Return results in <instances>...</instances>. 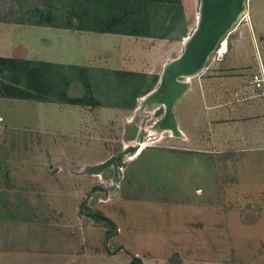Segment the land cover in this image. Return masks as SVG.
I'll return each instance as SVG.
<instances>
[{"label":"rangeland","instance_id":"1","mask_svg":"<svg viewBox=\"0 0 264 264\" xmlns=\"http://www.w3.org/2000/svg\"><path fill=\"white\" fill-rule=\"evenodd\" d=\"M181 2L184 31L178 33L179 30H177L174 35L178 34L179 36L176 39L151 38L155 44L154 48L147 47L149 51L147 62L153 65L151 70L158 77L165 59H174L181 53L183 39L191 35L196 27L199 0H181ZM47 3L49 2H40L39 0H27V2L2 0L0 2L2 8L10 5V8L5 10H10L12 13L8 12L7 15H2L7 19L27 16L24 14L30 13L33 8L41 9ZM64 15H58L57 20L67 21ZM249 19L250 17L246 18L244 15L237 20L234 29L225 37L227 48L224 54L220 56L217 53L218 50H215L208 58L204 70L190 79L193 88L197 90L194 97L198 106L195 109H202L200 104L204 102L203 93L210 86L215 91H227V94H224L226 96L236 89V84L239 85L242 81V85L247 90L251 91L253 88L254 91L261 92V88L255 82H251L255 74L260 76V69L254 71L252 65L254 62L256 63V60H264V49L260 46L259 53L254 49L252 52L251 35L241 32ZM114 40L100 43L98 46V41L94 38L87 51L91 54L100 53L102 55L104 52L108 55L111 50V59L118 60L116 65H118L121 56L125 59L123 66L128 69L143 67L142 59H145L146 55L139 41H126L122 46L118 43V39ZM112 46H118V48L113 49ZM102 48H104L103 51ZM107 49L108 51H106ZM120 64L122 65L123 61ZM249 66H251L250 69ZM96 72L95 81L91 82L94 83L92 90L97 87V80H100V88L103 86L107 90L109 86L107 83L102 85V80L108 79L111 73H101L100 70ZM152 78L151 75L146 82L135 79L129 82L118 75H114V78L110 76L111 80L114 79L115 94L126 92L128 99L132 93L130 85L135 86V89L138 87L137 84L144 85L151 82ZM239 78L240 80H238ZM157 81L152 88L157 85ZM122 82L125 83L123 86L120 84ZM74 88L75 85L73 94L76 93ZM128 92L129 95H127ZM115 94L111 92L108 96L101 95V98L117 99ZM259 103L261 109L258 110L264 113V101L260 100ZM138 108L137 104L136 111L128 113V117L134 119L133 123L127 124L124 132L120 131V126L123 128L122 122L117 129L113 125L108 126L107 128H110L111 132L107 133L106 139H103V135L101 141L82 140L79 143L78 140L77 149L74 148L67 152L65 146L61 147L60 141L64 140L61 132H53L46 136L34 134L37 137L35 142L40 139L43 141L46 138L45 149H42V142L33 143L26 132H17L12 129L0 130V158L48 156L54 159H65L68 156L80 163L96 161L104 155V152L115 155L122 150L125 151L120 157L121 167L111 165L105 169L101 176L74 175L70 177L62 173L57 185H62L59 188H62L64 197H54V189L51 190V188L57 187L56 177L45 178L47 173L44 175L43 172H34V178L30 176L28 190L31 194H36V196H32L36 202L39 200V195L46 194L44 196L47 198L46 201L52 205L51 223L47 226L49 220L47 216L44 226V222H41L44 215H41L37 217L38 222L33 227L34 229L27 226L23 228L20 224L16 227H12L10 224L6 225L7 228L3 226L0 229V247H2V242L10 243L9 240L12 237H28L35 244L30 245V249H37V251L43 249L46 252L60 255V252L56 251L65 248L73 249L76 246L78 248L80 247L78 240L80 237H84L89 242L91 241L90 244L87 242L88 248H93L98 252L102 250L106 253L118 250L120 256L110 258L95 253L84 254L78 256L76 262H70L69 255H67L59 260L53 259L47 264H125L126 257L134 255L135 252L151 255L145 264H264V164L252 165V156L247 155L241 151L240 147L236 146L235 115L218 116L217 123L215 122L216 126L211 128L208 125L203 128L201 123L194 125L197 130L193 129L194 133L189 134L190 139H185L182 136L178 138L170 131H164L159 137H156V134L150 135L148 129L163 114L162 107L155 106L143 111H139ZM8 116L12 122L16 121L14 124H19L15 115L14 117ZM198 117L199 121L202 120V112ZM180 118L189 127L192 126L191 117L183 115ZM225 124H228L230 128L228 131L219 129L220 125L222 128L226 127ZM133 126L137 127V131L131 134ZM246 136L249 138L248 133ZM140 139L142 143H145L137 156L143 153L136 158L128 150L135 147L137 143H141ZM238 139H241V133ZM128 140L130 145L125 149L116 146L105 150L104 142L109 143L110 141L121 146L124 141ZM49 142L52 143L49 144ZM171 146L176 148L174 149L176 152H186L184 149H187L190 156L195 157V164L190 161L188 164L184 162L185 165L183 162L176 164V161L170 159L176 156H172L171 151H165L172 150ZM238 146L240 145L238 144ZM150 147L164 149L159 153L156 149H149ZM207 158L211 159V165ZM133 159L134 161L130 162ZM175 159L177 160V158ZM258 161L260 160L257 158L255 162ZM65 167L66 170H82V167L79 168L77 165L68 164L62 169ZM48 168L54 172L55 168H59V166L51 164ZM178 168L180 169L178 170ZM13 182L16 186L23 185V182L18 181V178ZM92 182L95 185L90 187ZM161 184L167 187L164 190L161 188L156 191V187ZM178 185L182 189L181 193L173 191ZM118 188H121L118 190L119 194L114 196ZM196 189H201L200 195L196 193ZM185 190L189 192L188 196L183 195ZM12 199L6 194L0 195V200L9 201ZM21 199L18 197L19 201ZM158 199L161 203L157 204ZM14 201V212L17 216L26 212L30 214V207L24 209L26 208L23 205L25 203H20L18 207L16 197H14ZM171 201L176 203L173 204ZM188 201L193 203L194 207L189 205ZM36 202L33 211L39 212L45 208L41 205V201L40 203ZM55 206L60 207L53 209ZM4 210L9 216L0 213V219L13 218V210L10 206L4 207ZM82 212L83 214L103 213L110 222H107L110 229L107 230L106 224L101 222H95L91 226L87 219L77 220L76 216ZM58 213L60 216L56 217ZM15 221L18 222V220ZM64 223H67L66 226L69 225V228L63 227ZM114 223L121 227L118 235L115 234ZM44 238L48 242L47 244H44ZM66 238L75 240L72 244H64L59 241ZM3 247L6 245L4 244ZM7 247H10V244ZM42 253L43 251L35 256ZM9 255L11 256V253ZM42 259L39 257V260Z\"/></svg>","mask_w":264,"mask_h":264},{"label":"crops","instance_id":"2","mask_svg":"<svg viewBox=\"0 0 264 264\" xmlns=\"http://www.w3.org/2000/svg\"><path fill=\"white\" fill-rule=\"evenodd\" d=\"M247 4L249 10L248 17H250V19L247 20L248 22L245 23L246 27H244V30H242L241 32H246L248 35H251V38L253 40V45L251 46L252 52L254 49L257 53H259L260 46L264 49V0H249ZM30 20L33 19L29 15L18 19H13L12 21L0 20V58H12L26 62L28 68H33L35 66L34 63H39L42 68H45L46 64H48L55 65L56 67L63 68L64 70H78V73L80 75L82 74V79L76 78L74 83L70 84L67 89V98L69 97L71 99H85L82 102L74 103L60 99L55 100L44 97H20L7 95L3 86L6 82L11 81L10 78L5 75V72H3V70H0V130L12 129L13 131L16 130L17 132H26L29 135L28 138L33 140V143L42 142V149H45V142L47 141L46 138H44L43 141H41L40 139L38 140V142H35L37 137L34 134L46 136L48 134L51 135L53 132H61V136L62 139H64V142L60 141V143H62L61 147L65 146L66 152L71 151V149L74 148L77 149L78 140L79 143L82 140L93 142L101 141L100 139L103 135V139H106L105 136L108 135L107 133L109 131L111 132V130H109L110 128H107L108 126L111 127L113 125V127H116L117 129L122 122L123 128L120 126V131L124 132L127 124L133 123V118H129L128 113L134 110L136 111L137 104L139 106L140 102H138V100H141L145 96V94L153 88L149 87V84L151 82H147L144 85L137 84L138 87L135 89V86L133 87V85H130L132 93L131 96H128V99L126 98V92L118 93V95L115 94V86L113 87L114 79L111 80L110 76L114 78V75H118L119 77L123 78L124 80H128L129 82L134 79L139 81L145 80L146 82L147 78L151 75L153 77L157 75L153 74V71L151 70V67H153V65H150L149 62H147V56L149 54L147 47L149 46L154 48L155 44L153 40L146 37H136L116 33L98 32L68 27H57L46 24L40 25L32 23L30 22ZM94 38L98 41V46L100 45V43H107V41L114 39H118V43L122 46L126 41H139V43H141L140 46L142 47L146 55V58L142 59V62L144 63L143 67H140V69H128L126 66H123L125 63V59H123L121 56L118 65H116L118 60L111 59V50H109L108 55L104 52L102 55L100 53H89L87 51V48L92 45V40H94ZM112 48H118V46H112ZM95 50L97 52H100V50ZM103 50L104 48H102V51ZM106 51H108V49ZM169 60L171 59H165V61L161 65V68ZM121 61H123L122 65L120 64ZM252 66L255 69L254 71H258L260 69L259 73L261 71H263L264 73L263 59H259V61L256 60V63L254 62ZM250 68L251 66H249V69ZM97 70H100L101 73L103 72L105 74L111 73L108 79L105 78L104 80H102V85L107 83V86H109V88H107L106 90L103 88V86L102 88H100V85H97L95 90H92V87L94 86V84H92V87H90L89 90H86L81 82L89 79L95 80L94 76L97 75ZM84 76H88L87 79L84 78ZM238 80H240V78ZM96 83L98 84V82ZM120 84L123 86L125 83L122 82ZM242 84V81L239 85L236 84V89L226 96L224 94H227V91H215L212 86H210L209 89H205L203 93L204 104H200V108L202 109L197 110L195 108H197L198 105L194 97V94L197 93V90L193 88L190 82L189 87L183 92V94L177 99L174 104L173 110L177 120V125L179 130L182 132V137L188 139L189 134H191V132L194 133L193 129L197 130V127H195L194 125L201 123L203 124V128H205V126L207 127V125L209 126V128H211L213 126H216L215 122L217 123L218 116L235 115L234 118H236V146L240 147L241 151L245 152L247 155L252 156V165L256 163L264 164V113L263 111L258 110L261 109V104L259 103V101H264V85L261 84L259 86V88H261V92L259 93L254 91L253 88H251V91L247 90V88H245V86ZM74 85V91H76L75 94H73ZM210 85H212V82H210ZM22 88L23 91L28 92L29 94H31V96L34 93L26 89L25 87ZM111 92H113L117 96V99L101 98V95L108 96V94ZM121 94L123 95L122 97ZM127 95H129V92ZM133 104H135L134 107H132ZM200 111L202 112V120L199 121L198 116L201 115ZM182 114L184 116L191 117V127H189L187 123H184L183 119L180 118V116H183ZM8 115H11L12 117H14L15 115L19 124H14V122L16 121L12 122ZM54 118L55 120H53ZM225 125L226 127L223 128L222 125H220L219 129H225L228 131V124ZM240 133L241 139H238ZM247 133L249 138H246ZM181 135L176 137L179 138L181 137ZM51 143L52 142H49V144ZM64 143L66 144L64 145ZM104 143L105 150L106 148L111 149L116 146L121 149H125L130 145L129 140L124 141L121 146H118L117 144L115 145L114 142L110 141L109 143ZM238 144L240 146H238ZM36 145H34L35 148H37ZM135 146H137V144ZM138 146L139 147L135 151V153H131L132 155H134L133 157L136 158L143 153L142 152L139 156H137L143 148V146H141L140 144ZM171 147L172 150L165 151H171L170 153L172 154V156H176L174 158H170L172 161H176V164L177 162H183V164L185 165L186 163L184 162H187L188 164V161L195 164V157H191L187 149H184L186 152H176V150H174L176 148L174 146ZM149 149H156V151L160 153L164 148L150 147ZM111 154L113 153L108 154V152H104V155L96 161L80 163L73 159H70L68 156L65 159H54L48 156L0 158V195L6 194L7 196H11V198H13L9 201L0 200V213L9 216L7 211L4 210V207L6 208V206H10L13 210V218L9 217L7 219H0V229H2L3 226L7 228L6 225L8 224H10L12 227H16L17 225L19 226L20 224L23 228L24 226H27L34 229L33 227L36 225V222H38L37 217L41 215H44V218L41 220V222H44L48 216L49 220L47 221V226L50 225L52 205L49 204L48 201H46L47 198L44 197L46 194L39 195V200H37L36 202L32 197L36 196V194H31L28 190L30 187V184H28V182L31 181L30 176L34 178V172H43L44 175H46L47 173V177L45 178L56 177L55 181L57 187L51 188V190L54 189V197H64L62 188H59L62 185H57V183L60 181L58 179H60V175L62 173H65L70 177H73L74 175L87 177L91 175L101 176L102 174H104L105 170L99 174L89 175L82 173L83 167L86 165L102 162L106 159L107 156ZM175 158H177V160ZM257 158L260 161L255 162ZM134 159L130 162L134 161ZM207 159L211 165V159ZM51 164L59 166V168H55L54 172H51L52 169L48 168V166H50ZM68 164L77 165L79 166V168L82 167V170H66L67 168L65 167L64 171V169L62 168ZM179 169L180 168H178V170ZM17 178L18 181L23 182V185L20 184L16 186L14 184L13 181H15ZM94 185L95 184L93 183L90 185V187H93ZM166 187L167 186H164V184L158 185L156 187V191H159L161 188L164 190ZM119 189L121 188L117 189L114 196H116V194H119ZM173 191H176V193H181L182 189L178 185V187H176V189ZM185 191L186 192L183 195L188 196L189 192H187V190ZM196 193L200 195L201 189H196ZM14 197H16L18 207L20 203H25L23 205H25L26 207L21 208L28 209L30 207V214L29 212H26L21 213L18 216L16 215V212H14ZM18 197H21L22 199L19 201ZM28 197L30 202L28 200ZM40 201L42 203L41 205L45 208L39 212H37L36 210L33 211L35 202L40 203ZM188 202L191 206H193V203L194 205L196 204L195 200L193 201V203H190V201ZM50 203L53 202L50 201ZM156 203L158 204L161 202L158 199ZM171 203L175 204L176 202L171 201ZM59 207L60 206H55V208L53 209H58ZM59 213L56 215V217L60 216ZM92 214L93 213L83 214L82 212L76 216V219L79 221H81L82 219H87L90 222L89 224L92 226L93 224H95V222H98L93 219ZM100 214L103 215V213ZM103 216L107 218L105 215ZM15 220H18V222H16ZM99 222L106 224L107 230L110 229L109 226H107V223L103 221ZM45 225L46 223L44 222V226ZM66 225L67 223H64L63 227L69 228V225ZM114 225L116 228L115 234L118 235V232L121 231V227L116 225L115 223ZM74 240L75 239L73 238H66L59 241L63 242L64 244H72ZM9 242L10 243H1L2 247H0V264H47V262H50L53 259L59 260L60 258L66 257L67 255H69L70 259L68 260H70V262H76L78 256H83L84 254L92 255L93 253L102 257L109 256L110 258H117L118 256H120V251L118 250L108 251V253H106L102 250L98 252L93 248H88L87 242L90 244L91 241L89 242V240L84 237H80V240H78L80 247L77 248L76 246V248L73 249L65 248L64 250L60 249L56 251L60 252V255H57L53 252H46L43 249L38 251L37 249H30V245L35 244L30 241L28 237H12ZM43 242L44 244L48 243L45 241V238ZM4 244L6 245V247H3ZM8 244H10V247H7ZM22 245H25V247H22ZM41 251H43L42 254L35 256ZM10 253L11 256L9 255ZM26 257L29 258L27 259ZM39 257L43 259L39 260ZM150 257L151 255H145L135 252L134 255H128L126 257L125 264L127 262H129L130 264L131 262L132 264H145V262Z\"/></svg>","mask_w":264,"mask_h":264},{"label":"trees","instance_id":"3","mask_svg":"<svg viewBox=\"0 0 264 264\" xmlns=\"http://www.w3.org/2000/svg\"><path fill=\"white\" fill-rule=\"evenodd\" d=\"M22 1L27 2V0ZM39 1L49 3L41 9L33 8L30 13L24 14L29 15L33 19L30 22L35 24L159 39H176L179 36L178 34L174 35L176 31L179 30L178 33L184 31L181 0ZM6 8L9 9L10 5ZM6 8H2L0 4V20L12 21L13 19L2 16L7 15L8 12L12 13L10 10H5ZM60 14H65L67 21H58L56 17ZM34 65L33 68H28L26 62L12 58H0V70H3L11 81L6 82L3 86L7 95L44 97L74 103L84 101L85 98H67V89L70 84L74 83L76 78L82 79V74L80 75L78 70H64L48 64L45 68H42L39 63H34ZM87 77L84 76L86 79ZM157 79L158 75L152 78L149 84L150 88ZM92 81L93 79H89L81 83L86 90H89L92 87ZM96 82H98L97 85H100V80ZM22 87L34 92L32 96L23 91ZM92 217L95 221L109 223L107 218L100 213L92 214Z\"/></svg>","mask_w":264,"mask_h":264},{"label":"water","instance_id":"4","mask_svg":"<svg viewBox=\"0 0 264 264\" xmlns=\"http://www.w3.org/2000/svg\"><path fill=\"white\" fill-rule=\"evenodd\" d=\"M199 1V18L194 32L188 42L183 43L181 53L163 65L157 85L146 93L149 94L145 100L146 105H151L150 108L160 106L163 109L161 117L149 128L170 131L175 136L181 135L173 110L175 102L189 87V77L196 76L204 70L208 58L217 48L220 39L234 29L240 12L248 3V0ZM131 129V134L136 133V126ZM138 147L135 146L128 151L133 154ZM124 153L125 151L122 150L102 162L86 165L82 173L99 174L114 164L121 167L120 157Z\"/></svg>","mask_w":264,"mask_h":264},{"label":"bare ground","instance_id":"5","mask_svg":"<svg viewBox=\"0 0 264 264\" xmlns=\"http://www.w3.org/2000/svg\"><path fill=\"white\" fill-rule=\"evenodd\" d=\"M199 4H200V1H199ZM247 6H248V4H247ZM247 6L246 7H244L243 8V10L240 12V14H239V16H238V19L240 18V17H242V16H246V18L248 17V8H247ZM198 18H199V10H198V13H197V17H196V23L198 22ZM237 19V20H238ZM196 28V27H195ZM232 31V30H231ZM194 32V31H193ZM192 35V34H191ZM191 35H189V37H185L184 39H183V43L185 42H188V40H189V38L191 37ZM225 37H226V35L224 36V37H222L221 39H220V41H219V43H218V46H217V48L215 49V50H218L217 51V53L220 55V56H222L223 54H224V52H225V49H226V46H227V41H226V39H225ZM189 81H190V77H189V79H188ZM149 94H147V95H145L141 100H140V102H139V108H138V110L139 111H143V110H147V109H151L150 108V106L151 105H146V103H145V100H146V98H147V96H148ZM153 107H155V106H153ZM157 122V121H156ZM148 131L150 132V135H154V134H156V137L158 136H160V134H162L163 132H164V130H162V131H158L157 129H154V128H149L148 129ZM182 133V132H181ZM182 136V135H181ZM145 143V142H144ZM144 143H137V146L140 144L141 146H143V144Z\"/></svg>","mask_w":264,"mask_h":264},{"label":"built area","instance_id":"6","mask_svg":"<svg viewBox=\"0 0 264 264\" xmlns=\"http://www.w3.org/2000/svg\"><path fill=\"white\" fill-rule=\"evenodd\" d=\"M260 76H258L257 74L254 75L253 78V82H255L257 84V86L259 87L261 84L264 85V73L263 71L260 72L259 74Z\"/></svg>","mask_w":264,"mask_h":264},{"label":"flooded vegetation","instance_id":"7","mask_svg":"<svg viewBox=\"0 0 264 264\" xmlns=\"http://www.w3.org/2000/svg\"><path fill=\"white\" fill-rule=\"evenodd\" d=\"M226 48H227V46H226Z\"/></svg>","mask_w":264,"mask_h":264}]
</instances>
